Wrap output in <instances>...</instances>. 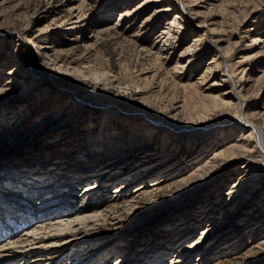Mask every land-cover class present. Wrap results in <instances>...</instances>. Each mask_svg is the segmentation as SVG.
Masks as SVG:
<instances>
[{
  "label": "rangeland",
  "instance_id": "obj_1",
  "mask_svg": "<svg viewBox=\"0 0 264 264\" xmlns=\"http://www.w3.org/2000/svg\"><path fill=\"white\" fill-rule=\"evenodd\" d=\"M256 129L264 0H0V186L106 199L55 263L264 264Z\"/></svg>",
  "mask_w": 264,
  "mask_h": 264
},
{
  "label": "bare ground",
  "instance_id": "obj_2",
  "mask_svg": "<svg viewBox=\"0 0 264 264\" xmlns=\"http://www.w3.org/2000/svg\"><path fill=\"white\" fill-rule=\"evenodd\" d=\"M215 104H220L221 107H224L230 103L224 100H216ZM206 129L208 130L210 127H199L197 130L203 131ZM255 131L259 146L263 151L264 146L261 142L263 139L262 132L258 129ZM102 143H104V138L100 144L102 145ZM96 146L98 147L99 145L97 144L93 149L91 148L92 150H89V153L95 151ZM246 147V143L241 142L239 144L237 142L224 150L222 154L236 153ZM52 170V177H48L40 183L44 186V189L39 190L36 195L32 194L34 191L33 188H35L34 184H31L29 191L27 189L30 193H13L10 188L4 187L3 185L0 186V191L2 192L0 199L3 197L0 200V264H57L63 260L62 257L65 258L67 256L64 252L68 250V247L74 242L84 240L82 238L85 236L86 230L84 227L80 228V226H77L79 224L78 219L73 218V216L75 214H85L86 211L90 212L91 209L92 214H95L93 210L100 203H103L102 201L106 200L104 193L101 195V202L95 205L92 202L88 203V200L82 199L81 197L83 195L96 194L99 192L98 190H100L101 185L96 180L88 183L82 187L83 195L78 197L79 195L74 194V191L69 193L70 188L74 187L77 179L74 182L73 177L69 179L67 176L68 192L65 191L67 194L64 196L62 193L64 190L60 189L58 191L60 183L54 178L55 173L58 176V172L56 169ZM3 179V175L0 176V181ZM25 186L27 187V184ZM60 193L62 194L59 195ZM36 197H38L37 200H35ZM57 201L58 203H56ZM88 214L86 217L90 215L92 217L96 216V214ZM31 216L32 220H36L35 223L30 218H27ZM83 222H86V220H83ZM9 223H13L15 226ZM17 226L25 228L17 232ZM54 250H57L56 253H53ZM56 256L60 257L55 259ZM80 259L85 262L88 258L82 256ZM56 260L57 263H55ZM66 260L64 259L63 261Z\"/></svg>",
  "mask_w": 264,
  "mask_h": 264
}]
</instances>
